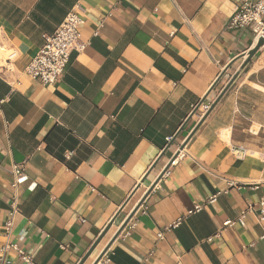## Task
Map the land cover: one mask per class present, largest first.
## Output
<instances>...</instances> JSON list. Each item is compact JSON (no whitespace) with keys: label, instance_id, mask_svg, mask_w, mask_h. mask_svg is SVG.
<instances>
[{"label":"crops","instance_id":"1","mask_svg":"<svg viewBox=\"0 0 264 264\" xmlns=\"http://www.w3.org/2000/svg\"><path fill=\"white\" fill-rule=\"evenodd\" d=\"M240 5L0 0V247L18 244L35 264H94L183 152L100 264H264V223H237L264 196V46L241 69L256 43L228 29ZM76 7L86 48L43 86L27 68ZM14 165L27 177L17 190ZM5 264L25 263L11 251Z\"/></svg>","mask_w":264,"mask_h":264},{"label":"built area","instance_id":"2","mask_svg":"<svg viewBox=\"0 0 264 264\" xmlns=\"http://www.w3.org/2000/svg\"><path fill=\"white\" fill-rule=\"evenodd\" d=\"M78 10V7L71 10L57 31L46 38L45 45L27 68V74L43 86L56 84L64 75L72 53H82L86 48V44L82 41L80 33L82 18ZM228 29L231 31L250 30L254 34V42L257 45L260 39H264V0H241L240 8L230 20ZM16 57L17 53L10 51L7 59L11 62ZM209 109L210 106H205V112L209 111ZM183 155V152H179L178 157L172 164H175ZM11 174L14 181L13 187L17 190L27 180L24 165H14L11 169ZM216 198L217 196L212 197L210 203H214ZM202 209V206H197L190 214L200 212ZM16 214L17 198H14L9 214L10 217L4 226L6 238H10L13 233ZM250 214L256 216L259 223H264V196L258 203L250 205L243 211L237 223L245 226V220ZM179 223L180 221L174 223L170 228L178 226ZM235 224L236 222L227 221L224 223V227ZM162 236L163 234H160L159 238H162ZM11 251H14L23 263L35 264L32 256L21 249L18 244H12L9 241L0 247V264L6 263V255ZM102 262H110L107 254L100 261V263Z\"/></svg>","mask_w":264,"mask_h":264},{"label":"water","instance_id":"3","mask_svg":"<svg viewBox=\"0 0 264 264\" xmlns=\"http://www.w3.org/2000/svg\"><path fill=\"white\" fill-rule=\"evenodd\" d=\"M264 46V39H260L259 42L257 43V45L248 52L246 56V60L244 61L241 69H244L247 64L252 60V58L257 54V52L260 50V48H262ZM238 73L234 76V78H232V80L228 83L227 87L224 89V91L220 94V96L217 98V100L214 102V104L210 107L209 111H207L206 115L203 117L202 121L199 123V125L195 128V130L192 132V134L188 137V139L186 140V142L184 143L182 149H184V147L187 145V143L191 140V138L194 136V134L196 133V131L198 130V128L201 126L202 122L207 118V116L211 113V111L215 108V106L218 104V102L221 100V98L224 96V94L227 92V90H229V88L233 85V83L236 81L237 77H238ZM204 103V101H202L196 108V111L201 107V105ZM179 153H176V155L173 157L172 161L170 162V164L165 168V170L163 171V173L161 174V176L158 178V180L151 186V188L149 189V191L147 192V194L144 196V198L140 201V203L137 205V207L134 209V211L131 213V215L127 218V220L125 221V223L122 225V227L118 230V232L114 235V237L112 238V240L109 242V244L106 246V248L102 251V253L100 254V256L97 258V260L95 261L94 264H99L100 261L103 259V257L107 254V252L110 250L111 246L113 245V243L116 241V239L121 235V233L123 232V230L126 228V226L128 225V223L130 222V220L134 217V215L136 214V212L139 210V208L143 205L145 199L147 198V196L151 193V191L154 189V187L157 185V183L159 182V180H161V178L164 176V174L168 171V169L170 168L171 164L175 161V159L178 157ZM107 232V231H106ZM105 232V233H106ZM104 233V235H105ZM103 235V236H104ZM103 236L95 243L94 247L92 248L91 252L93 250H95V248L99 245L100 241L102 240ZM91 252L89 254H91ZM89 256V255H88ZM83 264V263H81Z\"/></svg>","mask_w":264,"mask_h":264},{"label":"bare ground","instance_id":"4","mask_svg":"<svg viewBox=\"0 0 264 264\" xmlns=\"http://www.w3.org/2000/svg\"><path fill=\"white\" fill-rule=\"evenodd\" d=\"M0 51H1V49H0ZM3 53V52H2Z\"/></svg>","mask_w":264,"mask_h":264}]
</instances>
